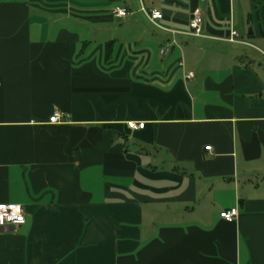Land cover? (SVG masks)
Returning a JSON list of instances; mask_svg holds the SVG:
<instances>
[{
	"label": "crops",
	"instance_id": "0c3cea01",
	"mask_svg": "<svg viewBox=\"0 0 264 264\" xmlns=\"http://www.w3.org/2000/svg\"><path fill=\"white\" fill-rule=\"evenodd\" d=\"M3 202L0 264H264V0H0Z\"/></svg>",
	"mask_w": 264,
	"mask_h": 264
},
{
	"label": "built area",
	"instance_id": "2783aa9c",
	"mask_svg": "<svg viewBox=\"0 0 264 264\" xmlns=\"http://www.w3.org/2000/svg\"><path fill=\"white\" fill-rule=\"evenodd\" d=\"M116 16L118 17H125L127 15L126 8H117L115 11ZM149 18L156 22L163 18V13L160 10L153 9L152 11L148 12ZM173 34H176V30H171ZM189 34L196 35V36H203V17L199 10H195L189 22ZM237 35V32L233 30L231 32L230 40H233V37ZM169 47L166 46L165 48L161 49V53L168 51ZM193 73L189 72L188 76H192ZM50 121L54 123H58L61 121V116L58 112H55L51 117ZM127 125L131 129H140L143 128L145 122L143 121H128ZM206 149H210V146H207ZM238 215V210L236 207L223 210L220 213V216L227 221H234ZM0 219L3 220L0 223V229L6 227H12V229H17L19 226L23 225L26 221L25 211L21 204L16 203H7L3 202L0 203Z\"/></svg>",
	"mask_w": 264,
	"mask_h": 264
},
{
	"label": "water",
	"instance_id": "95a60500",
	"mask_svg": "<svg viewBox=\"0 0 264 264\" xmlns=\"http://www.w3.org/2000/svg\"><path fill=\"white\" fill-rule=\"evenodd\" d=\"M251 31V30H250ZM7 230H12V227H8V228H6Z\"/></svg>",
	"mask_w": 264,
	"mask_h": 264
},
{
	"label": "clouds",
	"instance_id": "9594fccd",
	"mask_svg": "<svg viewBox=\"0 0 264 264\" xmlns=\"http://www.w3.org/2000/svg\"><path fill=\"white\" fill-rule=\"evenodd\" d=\"M3 222V220L2 219H0V223H2Z\"/></svg>",
	"mask_w": 264,
	"mask_h": 264
}]
</instances>
